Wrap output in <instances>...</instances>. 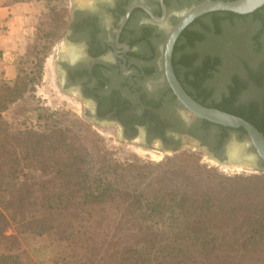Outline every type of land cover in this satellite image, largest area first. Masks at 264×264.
I'll list each match as a JSON object with an SVG mask.
<instances>
[{"label": "trees", "instance_id": "trees-1", "mask_svg": "<svg viewBox=\"0 0 264 264\" xmlns=\"http://www.w3.org/2000/svg\"><path fill=\"white\" fill-rule=\"evenodd\" d=\"M12 1L37 3L40 15L45 6L55 22L68 11L66 0ZM263 11L264 6L247 15L212 13L207 32L218 35L224 20L250 16L264 25ZM66 23L67 18L58 33L56 24L46 36V50L32 75L23 71L24 55L13 84L0 80L2 99L10 104L34 91ZM187 58L184 54L172 63L185 91L205 107L243 118L264 135V95L240 102L248 81L233 75L220 99L206 102L212 92L202 90L201 80L212 79L220 63L206 61L192 71ZM250 73L248 79L260 87L264 73ZM0 131L13 137L1 120ZM18 133L14 158L8 157L6 137L0 140V168L6 172L4 167L11 164L19 169L13 192L0 187V239L5 238L8 213L19 234L51 239L47 264H264V173L226 176L186 152L158 163H121L97 136L85 131L84 141L78 130L68 127L44 124ZM3 174L0 184L6 183ZM29 259L21 249L0 253V264H35Z\"/></svg>", "mask_w": 264, "mask_h": 264}, {"label": "flooded vegetation", "instance_id": "flooded-vegetation-1", "mask_svg": "<svg viewBox=\"0 0 264 264\" xmlns=\"http://www.w3.org/2000/svg\"><path fill=\"white\" fill-rule=\"evenodd\" d=\"M204 1L82 0L81 5L72 6L55 60L60 92L74 98L85 117L118 125L125 138L138 136V144L144 148L153 149L156 143L160 149L177 150L194 144L225 161L231 135L247 139V133L194 116L178 101L164 72L170 31ZM215 12L198 16L181 31L173 45L172 63L184 54L192 71L206 61L222 62V56L208 48L211 37L206 25ZM219 37L215 40L220 42ZM219 66L212 79L201 80L202 90L216 78ZM258 70L254 73L263 74L264 65ZM246 74L240 77L244 81L251 75ZM261 87L264 90V80ZM249 161L254 168L264 169L261 158Z\"/></svg>", "mask_w": 264, "mask_h": 264}, {"label": "rangeland", "instance_id": "rangeland-1", "mask_svg": "<svg viewBox=\"0 0 264 264\" xmlns=\"http://www.w3.org/2000/svg\"><path fill=\"white\" fill-rule=\"evenodd\" d=\"M81 1L66 0L65 5L68 11L65 13L61 12L56 22L44 6V11L40 15V19L36 25L34 40L29 45L28 51L25 54L26 61L22 67L23 71L31 74L30 70L35 71L37 69V59L46 50V36L51 34L56 24L58 33V26L62 25L66 18L67 21L69 19L70 8L81 5ZM10 2L13 3L12 0ZM41 2L45 5L43 1ZM220 29V37L218 38L221 40L220 42L215 40L217 35L206 32L211 37L210 46H208L209 51L222 56V62L218 64L220 65L219 73H217L216 78L211 80L209 86H207L210 92H212V96L207 98L205 100L206 102L218 101L222 92L225 90L226 84L230 82L229 80L233 75L245 77L247 75L246 73L257 72L264 65V25L262 21L253 16L245 19H235L234 21L224 20L221 23ZM256 37L258 41L254 40ZM61 42V39L57 40L49 50L47 58L43 62L41 78L36 82L34 91L29 92L25 98L18 99L9 104L7 99H2L1 95L5 93L0 88V120L8 125L13 136H6L0 131V140L6 137L7 142L11 144L10 148L7 147L9 150V158H14L19 154L15 145V137H18L20 130L26 127H32L35 130L38 126L45 124L47 126L74 128L78 130L80 138L83 137L85 131L97 136L107 152L111 153L113 158L121 163L131 161L158 163L178 152H186L195 155L200 164L213 168L220 174L226 176L264 173V169H256L250 165L225 164L212 157L203 148H199L194 144L183 146L177 150H163L156 143L153 149L144 148L138 144V136L132 140L125 138L122 129L118 125L105 121H97L93 117H85L84 111L81 110L74 98H67L59 90V66L55 65V60L58 58ZM5 83L9 85L13 84V82ZM263 91V87H257L252 80L248 79L247 89L240 93V102L260 99L264 95ZM201 98L204 99V97ZM4 106H6L5 109H3ZM141 131L140 129L139 134H141ZM232 137H235L240 144L246 140L244 137L238 138L235 134H232L226 147L230 144ZM86 138L88 136L82 139L86 141ZM9 166L6 165L4 167L6 172H3V169L0 168V174H5H3V180L6 181V183L0 184V187H5L8 191L13 192L14 188L19 185L18 181L14 178V174H17L19 169L16 165L11 168ZM0 210L2 211L1 208ZM4 214L8 227L4 231L5 238L0 239V253L7 251V249H21L27 253L30 258L29 260L35 264H47L52 254V247L54 246L51 239L46 235L19 234L8 213Z\"/></svg>", "mask_w": 264, "mask_h": 264}, {"label": "water", "instance_id": "water-1", "mask_svg": "<svg viewBox=\"0 0 264 264\" xmlns=\"http://www.w3.org/2000/svg\"><path fill=\"white\" fill-rule=\"evenodd\" d=\"M264 6V0H205L188 13L172 28L165 50L164 72L166 80L178 101L194 116L208 121L212 124L228 127L232 129H243L248 138L240 144L235 137H232L230 144L226 147L227 159L223 161L229 165H250L249 160H257V157L264 160V135L253 124L243 118L201 105L195 101L182 87L177 79L172 62L173 45L181 31L195 18L209 12L222 11L232 12L239 15H247ZM230 147L237 148L238 155L230 156Z\"/></svg>", "mask_w": 264, "mask_h": 264}, {"label": "crops", "instance_id": "crops-1", "mask_svg": "<svg viewBox=\"0 0 264 264\" xmlns=\"http://www.w3.org/2000/svg\"><path fill=\"white\" fill-rule=\"evenodd\" d=\"M40 11L34 2L0 0V80L16 79L19 60L34 40Z\"/></svg>", "mask_w": 264, "mask_h": 264}, {"label": "bare ground", "instance_id": "bare-ground-1", "mask_svg": "<svg viewBox=\"0 0 264 264\" xmlns=\"http://www.w3.org/2000/svg\"><path fill=\"white\" fill-rule=\"evenodd\" d=\"M238 149L237 148H235V147H230V149H229V155L230 156H236V155H238L237 153H238ZM240 152V151H239Z\"/></svg>", "mask_w": 264, "mask_h": 264}]
</instances>
